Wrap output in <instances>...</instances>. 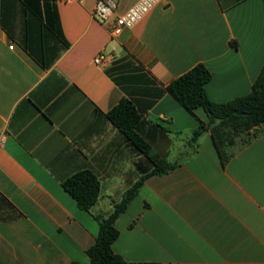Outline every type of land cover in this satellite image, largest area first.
Returning a JSON list of instances; mask_svg holds the SVG:
<instances>
[{
    "label": "crops",
    "instance_id": "obj_1",
    "mask_svg": "<svg viewBox=\"0 0 264 264\" xmlns=\"http://www.w3.org/2000/svg\"><path fill=\"white\" fill-rule=\"evenodd\" d=\"M96 1L0 0V264H90L96 216L145 162L109 118L123 99L154 149L172 163L186 156L148 178L116 221L124 264H264V123L224 166L210 131L197 152L187 145L209 122L204 109L191 113L167 91L204 64L213 102L248 95L264 66V0H168L117 38L94 19ZM137 1L122 0L117 15ZM154 125L169 128L170 144ZM83 170L101 183L89 212L63 187Z\"/></svg>",
    "mask_w": 264,
    "mask_h": 264
},
{
    "label": "trees",
    "instance_id": "obj_2",
    "mask_svg": "<svg viewBox=\"0 0 264 264\" xmlns=\"http://www.w3.org/2000/svg\"><path fill=\"white\" fill-rule=\"evenodd\" d=\"M40 1L47 0H26L25 3L31 8ZM37 15L42 16L41 12ZM49 28L52 29L51 23ZM59 34L61 37V32ZM32 54L43 68L50 67V63L45 62L42 53L32 52ZM211 78L212 74L206 66L198 64L173 80L168 85L167 91L191 113L198 108L204 109L209 122L208 124L200 122L188 139L187 145L197 152L201 136L206 131H210L222 164L225 166L233 157L234 149L249 145L260 134L258 128L264 123V66L248 95L226 103H216L208 97L206 86ZM109 118L130 143L145 155V162L138 165L140 177L124 193L122 201L114 204L112 212L107 217L96 216L100 229L95 243L87 250L90 264L125 263L124 259L113 250V244L120 235L116 221L127 210L148 178L167 175L181 165L186 157L182 155L179 160L172 163L167 153L158 152L153 148L151 137L143 134L147 122L142 120V115L130 100L123 99L113 107L109 112ZM152 128L155 130L161 128L160 138L165 136L170 144L167 135L169 128L159 125H154ZM63 187L76 200L79 208L88 212L95 206L101 194L100 179L91 170L77 172L63 182Z\"/></svg>",
    "mask_w": 264,
    "mask_h": 264
},
{
    "label": "built area",
    "instance_id": "obj_3",
    "mask_svg": "<svg viewBox=\"0 0 264 264\" xmlns=\"http://www.w3.org/2000/svg\"><path fill=\"white\" fill-rule=\"evenodd\" d=\"M166 1L168 0H138L125 13L117 15L122 0H97L93 17L102 24H108L111 35L117 38L125 29H130L139 23L154 7ZM94 61L96 64H103L105 58L99 56Z\"/></svg>",
    "mask_w": 264,
    "mask_h": 264
},
{
    "label": "rangeland",
    "instance_id": "obj_4",
    "mask_svg": "<svg viewBox=\"0 0 264 264\" xmlns=\"http://www.w3.org/2000/svg\"><path fill=\"white\" fill-rule=\"evenodd\" d=\"M172 161H175V159H172ZM256 260H258V261H262V260H264V255H256Z\"/></svg>",
    "mask_w": 264,
    "mask_h": 264
}]
</instances>
